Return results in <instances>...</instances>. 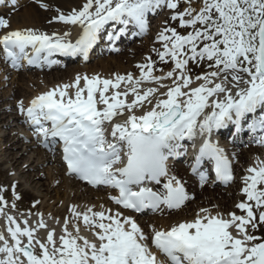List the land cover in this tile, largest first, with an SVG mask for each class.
Masks as SVG:
<instances>
[{
  "label": "snow or ice",
  "instance_id": "6c2138e0",
  "mask_svg": "<svg viewBox=\"0 0 264 264\" xmlns=\"http://www.w3.org/2000/svg\"><path fill=\"white\" fill-rule=\"evenodd\" d=\"M165 10L159 47L151 49L156 59L146 55L138 75L77 73L27 105L17 101L38 143L59 150L67 173L114 192L108 199L117 208L70 204L69 215L46 219L39 211L14 213L16 185L11 202L0 188V264H264L259 156L232 211L201 207L191 219L150 224L148 232L122 211L178 209L190 199L169 165L188 154V142L189 169L201 185L210 173L223 183L234 179L232 159L213 139L218 130L231 126L237 141L247 131L264 146V0H83L67 12L57 8L49 23L68 30L51 32L11 29L0 17V57L12 68L51 65L57 55L87 60L98 41L111 48L130 31L143 35L150 17Z\"/></svg>",
  "mask_w": 264,
  "mask_h": 264
},
{
  "label": "bare ground",
  "instance_id": "6f19581e",
  "mask_svg": "<svg viewBox=\"0 0 264 264\" xmlns=\"http://www.w3.org/2000/svg\"><path fill=\"white\" fill-rule=\"evenodd\" d=\"M43 2L48 3L50 7L48 9L41 8L37 0H6L3 6L0 7V17L10 21L11 29L33 27L48 32L68 30L59 22L49 23V21L54 15H57V8L67 12L70 11L71 8L82 4L83 0H43ZM167 15L168 12L165 10L151 18L154 27L150 24L149 30L143 34L149 36L142 38L143 41L136 40L135 38L136 41L132 43L133 45L127 48H124V45H122L123 43L118 45V50H124L122 55L114 56L107 52L103 54L92 52L89 54L86 61L76 59L73 60V65L64 66L63 64L65 61L57 59V62L51 65L49 69H32L33 72L11 69L10 66L4 62L2 57H0V86L3 87L6 85L5 90L3 89L4 91H0V100L3 99L4 105L6 104L5 107H2L3 103L0 102L2 103L0 104V107H2L0 108V123L3 125L6 124L5 126H11L14 122H23V130L19 135L17 132L14 133V131L11 130L7 134H2L0 136V176L4 178L1 186L13 190L12 185L15 184V192L21 197V199L16 201L17 210H13L14 213H27L29 211L35 213L39 211L42 212L47 219L49 213L61 218L69 215L67 208L70 204H76L80 206L81 209L88 205H96L98 207L100 204L114 210L117 208L108 199L111 192L110 189L93 190L79 184L73 177L66 174L64 165L55 158L54 154L44 151L42 145L32 136L29 126L24 122L23 115L19 113L17 101L23 100L25 105H27L34 96L55 87L57 84L70 81L77 73L88 75L100 74L105 78L111 77L115 73L123 75L132 72L134 75H138L139 72L136 65L143 62L146 55H151L153 59H156V55L151 49L154 46L159 47L158 44L154 43L155 36L160 30L163 21L167 18ZM173 26H175V23H173ZM71 30L73 37H75L78 29L72 28ZM99 46L100 49L104 48V45ZM158 66L164 67L165 70H167V67L170 65ZM51 68H54L55 71L51 73L45 72L48 70L50 71ZM7 105H9V107H7ZM7 112H9V116L12 117L10 123L4 122V117ZM24 140L27 144L25 150H21L22 152L18 157L16 156L17 152L13 153L14 157L9 159V155L12 154L11 150L19 147L20 141ZM3 144L6 145L4 148H2ZM252 144L253 145L247 147L245 152L241 149L234 148L231 152L232 156H229V158L232 159L233 170H235V172L238 170L240 171V168L236 163H233L234 158H237L239 162L247 163V165L245 164L246 166L244 165V170L238 175V184H240V186L237 189H232L233 186H228L226 189L210 191L209 185H198L197 183L187 182L185 183V188L190 199L177 210H158L152 215V218H149V216L148 218L136 217L124 211L125 214L132 215L141 227L148 232V226L150 224L167 228L173 223L191 219L201 207L210 208L216 206L217 210L224 212L234 210V205L244 199L240 190L244 186L242 178L246 175V169L254 164L257 156L264 159V146L254 141H252ZM29 149L35 153L32 160L26 159L24 155V153L29 152ZM6 154H8V156ZM41 166L45 168L43 173L38 171ZM174 167L175 172L180 171L176 172L180 177L187 175V169H184L182 164H175ZM35 170L36 172L33 174L32 171ZM111 194L115 193L111 192ZM12 199L13 194L11 195L10 193V197L7 200L11 202ZM233 199L235 202H233ZM25 201L28 203H24ZM36 201H39V204L34 207V202ZM188 203L191 205L189 208H185L184 206ZM236 211L239 214V210ZM142 213L143 212L140 214ZM48 222L55 226L53 221ZM2 223L3 220L0 218V224ZM81 227L83 231V225H81ZM263 229L264 227L260 230ZM84 234L88 235L87 232H84ZM152 250L155 251L154 248ZM161 259H163V257H161Z\"/></svg>",
  "mask_w": 264,
  "mask_h": 264
},
{
  "label": "rangeland",
  "instance_id": "374dc122",
  "mask_svg": "<svg viewBox=\"0 0 264 264\" xmlns=\"http://www.w3.org/2000/svg\"><path fill=\"white\" fill-rule=\"evenodd\" d=\"M152 27H154V24H152ZM149 36V35H148ZM144 37H147V36H144ZM143 37V38H144ZM140 41H143V39H140ZM132 43H134V42H131L130 44H128V45H124V48H127V47H131L133 44ZM124 52V50L122 49V50H120L117 54H115L114 56H116V55H122V53ZM73 65V62L72 63H69L68 65H66V63H64L63 65L65 66H70V65ZM196 68L194 67V69L193 70H195ZM52 70V71H51ZM200 69H198L197 68V70L196 71H194V72H198ZM55 71V69L54 68H51L50 69V71L48 70V71H45L46 73L48 72V73H51V72H54ZM30 72H33V71H30ZM8 82V81H7ZM6 82V83H7ZM5 83V84H6ZM5 88H6V85H4L3 87H1L0 86V91L2 92V91H4L5 90ZM4 89V90H3ZM3 100V99H2ZM2 100H0V102H2L3 103V101ZM2 103H0V104H2ZM6 106V104L4 105V103H3V105H2V107H5ZM2 107H0V108H2ZM7 107H9V105H7ZM10 115V113L9 112H7L6 113V116L4 117V122L5 123H10V121H11V119H12V117L11 116H9ZM15 123H19V122H14V124H12L11 126H5L6 124H2V123H0V129H1V132H0V136L2 135V134H7L9 131H14V133H16V130H18V127H15ZM25 142V140L24 141H20V145H19V147H17V148H15V149H12L11 150V153L12 154H10L9 155V159L10 158H13L14 157V155H13V153H16L17 152V157L21 154V152L22 151H24L25 150V147H26V143H24ZM1 144V143H0ZM250 145V144H249ZM4 146H6L5 144H3V147L2 148H4ZM242 149L243 150H245L246 149V147L244 146V147H242ZM22 150V151H21ZM7 156H8V154H6ZM13 155V156H12ZM24 155H25V158L26 159H30V160H32L33 159V156L35 155V153H34V151H31V149H29V152H26V153H24ZM242 163H239V161H238V165H239V167L240 168H242V167H244L243 165H241ZM244 164H246L247 165V163L245 162ZM245 165V166H246ZM38 171H40L41 173H43L44 171H45V168L44 167H40L39 169H38ZM241 171H243V170H241L240 169V171H239V173L241 172ZM33 172V174L36 172V170L35 171H32ZM239 173L237 174V175H239ZM235 176V178L236 177H238V176ZM3 176H0V188H3L4 189V192H3V195L5 196V199H8L9 197H10V193H11V195L13 194V190L11 189H6V187L5 186H1L2 185V181H3ZM18 181V180H17ZM22 181H23V179H22ZM184 181H186V182H190V179L189 178H185L184 179ZM233 184H235V186L237 187L238 185L240 186V184H238L237 183V179L235 180V182L233 183ZM233 186V185H232ZM235 187L233 186L232 187V189H234ZM214 189V190H213ZM219 189V188H217V187H211L210 188V191H217V190ZM236 189V188H235ZM234 191V190H233ZM232 192V191H231ZM233 202H234V199H233ZM24 203H28L27 201H25ZM191 204L190 203H188L186 206H184L185 208H189V206H190ZM184 208V209H185ZM165 215H167V214H165ZM148 216H149V218H152V216H150V214H144L143 216H142V218L143 217H147L148 218ZM260 233H264V229L263 230H260ZM260 233H257L258 235L260 234Z\"/></svg>",
  "mask_w": 264,
  "mask_h": 264
}]
</instances>
